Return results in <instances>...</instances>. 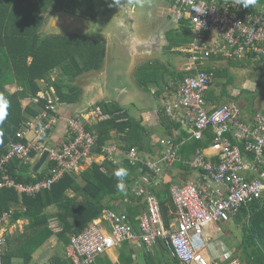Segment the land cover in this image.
I'll return each mask as SVG.
<instances>
[{
  "label": "trees",
  "instance_id": "16d2710c",
  "mask_svg": "<svg viewBox=\"0 0 264 264\" xmlns=\"http://www.w3.org/2000/svg\"><path fill=\"white\" fill-rule=\"evenodd\" d=\"M257 1L264 5V0ZM57 3V0H0V97H4L8 104L4 109L7 115L0 124V158L8 154L11 143L29 141L27 137L19 138L17 132L25 122L40 114L46 107L47 98H41L39 102H34L32 98L44 88V80H48L54 70H59V76L50 83L55 86L59 101L73 103L78 101L80 91L72 82L85 72L103 67L106 45L100 37L42 32L46 11L52 6L57 9ZM248 12H258V9L252 5L249 8L242 7L240 14L245 15ZM181 25L185 34L184 41L172 36L171 45L193 42L194 30L191 21L183 17ZM257 65L264 74V64ZM214 71L217 76L218 72L215 69ZM195 73L196 69H193L187 75ZM178 74L175 72V75ZM182 75L186 76L184 73ZM158 76L157 68L153 64H142L137 70L138 83L147 90L150 85L158 83ZM8 84L16 85V90L7 88ZM263 92L264 87L261 92L257 88L252 93V100ZM25 99L31 101L24 104ZM97 106L107 116L93 123H83L96 137L90 153L105 154L102 162L93 161L80 172H65L51 188H42L35 194L7 186L5 175L23 184H35L48 178L55 162L48 160L35 172L33 168L40 154L36 148L31 151L33 161L24 162L22 158L13 157L6 163L5 171L0 169V183H3L0 186V215L13 211L10 225L22 219L27 221L23 230L7 233L6 245L0 253V264H34L35 252L54 235L58 237L65 252L56 253L43 264H73L66 250L72 236L84 231L95 219L103 217L106 210L127 213L136 227L138 226L137 216L147 210V198L146 193L138 195L133 191V186L144 174L154 175V178L156 175L144 162H133L129 154L133 149L140 154L146 128L139 119L122 114V108L117 103L99 101ZM257 108L254 103L252 111ZM54 115L55 112L50 110L49 116ZM162 121L170 129H182L176 137L178 143L185 138L184 145L178 152L182 160L176 161L175 166L184 173V170L190 168L189 162L196 149L208 147L214 142L213 127L210 125L205 130L202 139H195L190 129H183L184 123L172 121L165 111ZM113 131L124 134L119 142L124 154L119 161L111 158L104 150L114 138ZM46 136L41 139L42 142ZM230 138L233 144L238 143L231 136ZM68 141L69 139L57 149H63ZM240 145L244 148L243 143ZM118 167L128 170L123 191L117 189L113 174ZM176 182H179L178 175H174L171 167L167 168L162 176V188L156 189L165 222L170 228L173 227L172 220L176 213L171 187ZM231 219L242 230V239L235 247L234 256L239 258L240 264H264V196L241 206ZM53 220L58 223V231L52 226ZM125 242L127 245L128 241ZM155 247L154 252L146 254L148 264H180V260L163 241ZM130 262L131 259L125 261V264Z\"/></svg>",
  "mask_w": 264,
  "mask_h": 264
},
{
  "label": "built area",
  "instance_id": "2783aa9c",
  "mask_svg": "<svg viewBox=\"0 0 264 264\" xmlns=\"http://www.w3.org/2000/svg\"><path fill=\"white\" fill-rule=\"evenodd\" d=\"M171 1L177 9V17L184 16L193 25L194 40L188 50L199 52L203 57L226 54L238 58L249 51L257 57H264V11L241 15L242 7L230 0L222 4L207 0ZM197 5L202 13L192 10ZM214 33L216 35L212 38ZM195 68L196 73L187 75L172 100L166 103L165 111L174 120L187 125L195 139H202L211 125L215 133L214 143L220 148L219 160L208 157L203 148L196 149L191 166L198 176L194 181L177 182L171 187L176 205L172 228L165 222L160 200L153 189L155 181L152 179L155 178L147 176L148 189L141 185L137 190L138 195L146 193L147 198V210L137 216L138 226L127 213L106 210L103 217L95 219L84 231L72 236L66 250L73 264H93L97 257L124 241H141L150 251L163 241L180 264H208L202 252L207 245L204 238L206 227L229 221L241 206L264 196V111L256 114L254 123L239 120L242 108L235 101H228L209 111L205 92L216 73L214 69ZM57 97L54 91L39 92L32 98L34 102L47 98L48 103L40 114L23 124L17 136L27 137L31 130L36 132V136L33 141L11 143L8 154L0 158V169L5 171L6 163L13 157L22 158L24 162L33 161L32 148H36L40 155L47 148L41 139L53 122L54 116L50 117L49 111L57 110ZM262 107L264 109V100ZM180 109H185L187 116H180L177 113ZM69 123L71 135L63 149L48 148V160L55 162L48 178L35 184H23L5 175V184L21 192L35 194L42 188H51L65 172L78 170L81 162L91 156L90 150L96 137L78 117H72ZM232 125L235 139L245 144L244 151L228 136ZM184 142L185 138L179 143L173 138L160 140L162 162L166 167L181 160L178 152ZM104 150L112 154L117 145L109 144ZM129 157L133 162L143 161L135 149ZM146 164L160 173L158 164L152 161ZM12 214L13 211H7L0 215V253L6 245V224L10 223ZM216 258L221 260L220 264H240L231 252L224 251Z\"/></svg>",
  "mask_w": 264,
  "mask_h": 264
},
{
  "label": "crops",
  "instance_id": "0c3cea01",
  "mask_svg": "<svg viewBox=\"0 0 264 264\" xmlns=\"http://www.w3.org/2000/svg\"><path fill=\"white\" fill-rule=\"evenodd\" d=\"M57 1V9L52 6L46 11V22L41 28L42 32L44 34L77 33L85 36H98L106 45V57L101 69L85 72L72 82L75 88L80 91L78 101L73 103L60 102L57 97V110L55 111L53 122L48 128V134L43 141L47 147L46 149H57L69 139L71 135L69 122L72 117H78L82 122H96L107 116L102 113V109L97 106V103L99 101L113 102L122 108V114L139 119L146 128V133L141 141L139 155L145 164L152 161L161 168L159 174L154 171L156 177L152 180L155 181L153 187L155 192L156 189L162 188V176L165 170L170 167L174 175H178L182 183L194 181L198 176V172L191 166L194 154L189 162L190 168L186 169V171L184 170V173H181V170L176 168V162L169 167H166L162 162L161 150L163 146L160 144V140L162 138H173L177 143L176 137L182 131V129L175 127L170 129L169 125H165L162 121L166 103L172 100L177 88L187 76V72L196 69V66L198 68H203L201 66L214 68L218 72L217 76L222 75L219 67L233 69L235 68L234 64L239 65L242 69L253 68L255 73H258L261 68L255 64H264V57H257L253 51L246 52L238 58L226 54H214L213 57H203L199 52L194 53L188 50L191 43L180 42L176 45H171L172 36H177L180 41H184L185 36L181 25L184 16L181 18L177 17V9L171 0H120V5L115 4L114 0ZM207 1L220 4L229 0ZM61 6H63L62 9H60ZM252 6L258 11H264V5L257 0ZM120 63L127 65V72L124 74L117 70L114 76L111 66L117 67ZM142 64L155 65L159 73L158 83L150 85L148 90L138 83L137 70ZM216 64L219 66L218 68L213 67ZM118 67L120 68V66ZM175 72L179 74L175 75ZM183 73L186 76H183ZM112 74L114 76L113 79ZM58 76L59 70H54L49 79L44 80V88L40 92H56L55 86L50 82ZM126 76L129 78L126 79ZM254 76L246 77L244 73L240 74L243 84L242 88L256 91L258 85L250 80ZM214 83L215 80L205 92L208 110H214L228 101H235L238 104L243 101L242 104H239L242 108L239 120L246 123H254L256 114L264 111L262 107L264 99L260 100L257 110L253 112L252 106L255 99L252 100V95L245 90L239 91L235 87L231 89V93H226L224 91L225 88H223L222 94L224 97L220 102L219 95L213 90ZM7 88L15 91L17 86L8 84ZM30 101L31 99H25L24 104H28ZM177 113L180 116H187L183 109H180ZM168 116L172 121H177L170 115ZM183 129L189 130L190 128L183 124ZM234 130L235 128L232 125V131L228 133V136L230 135L236 140L238 142L237 145L241 147L240 143L243 142L235 139ZM121 136L123 137L124 134L113 131L114 138L109 144H116L117 150L112 154L106 152L116 161H119L124 154L119 147V142L122 140ZM183 145L180 146L179 150ZM243 149H245V144ZM203 151L213 160H219L220 148L214 142L203 148ZM105 157V154L92 153L88 159L81 162L80 168L76 171L84 170L93 161L102 162ZM147 176L150 178L154 177V175L144 174L135 181L133 191L137 193L138 186L143 185L145 188L148 186V183H146ZM26 222V220L22 219L11 225L8 223L6 224L7 231L12 233L16 230H23ZM52 224L56 231L60 229L56 220H53ZM216 224L219 225L218 223L210 224L205 230L204 238L207 241V245L202 252L208 264H220L219 261L221 260L217 259L216 255L224 251L231 252L234 258L239 259L234 256L236 246L234 244L230 246L216 236V231H219L220 228L215 231L212 230V228H216ZM124 242L97 257L94 264H125V261L130 259L132 262L129 264H148L146 254L147 252H154L156 247H154L153 251H150L141 241H128L127 245ZM46 244L48 246H45ZM45 245L35 252V254H38L37 256L34 255V264H43L49 261L56 253L65 252V249L59 244L56 235L49 239Z\"/></svg>",
  "mask_w": 264,
  "mask_h": 264
},
{
  "label": "rangeland",
  "instance_id": "374dc122",
  "mask_svg": "<svg viewBox=\"0 0 264 264\" xmlns=\"http://www.w3.org/2000/svg\"><path fill=\"white\" fill-rule=\"evenodd\" d=\"M216 35V33L212 34V38ZM257 65V64H255ZM120 66V68L118 67ZM117 67L115 66H111V70L115 76V73L117 72V70H120L121 73L126 74L127 72V65L125 64H118ZM201 67H207V66H201ZM213 67L218 68L219 66L216 64L213 65ZM233 69L228 68L225 69L223 67H219L220 71L222 72V75L220 74L219 76L215 77V83L213 84V90L219 95V100L220 102L223 99V88H225V92H229L231 93V89H233V87H235L236 89H238L239 91H246L249 94L252 95V93H255L254 91L248 90V89H244L242 88L243 84H242V78L240 77V74L244 73L246 75V77H250V76H254V78H250V80L252 82H256V84L258 85L259 88V92H261L263 90L264 87V74H262L263 70L259 69L260 71L258 73H255L253 68H249L247 67V69H242L241 67H239V65L234 64ZM114 70V71H113ZM111 74V72H110ZM113 74H112V79H113ZM129 77L126 76V79H128ZM111 81V80H110ZM261 86V87H260ZM237 90V91H238ZM224 92V93H225ZM251 92V93H250ZM264 99V92L262 95L258 96L255 98V105L258 106L260 100ZM239 102V101H238ZM243 101H240L239 104H242ZM184 112L185 109H183ZM187 114V112H186ZM36 136V132L34 130H31L27 133V138L29 139V141H33L34 138ZM179 182H182L181 180H179ZM53 223V221H52ZM219 225L216 224V228H212L213 231H215L217 228H220L219 231H216V236L219 238V240L224 241L226 244H229L230 246L234 244V246H236L237 244H239V242L242 239V230L240 228V226L238 224H236L234 222V219H231L229 221L226 222H219ZM53 226V224H52ZM55 228V227H54ZM45 246H48L47 244ZM38 254V253H37ZM37 254H35V256H37Z\"/></svg>",
  "mask_w": 264,
  "mask_h": 264
},
{
  "label": "clouds",
  "instance_id": "9594fccd",
  "mask_svg": "<svg viewBox=\"0 0 264 264\" xmlns=\"http://www.w3.org/2000/svg\"><path fill=\"white\" fill-rule=\"evenodd\" d=\"M114 3L120 5V0H114ZM235 3L240 5L243 8H249L251 5L255 3V0H235ZM197 13H202L200 7L194 6L192 8ZM8 106L7 101L4 97H0V124L3 123L4 118L6 117L7 113L4 111ZM114 176L116 177V187L119 191L124 190V180L128 176V170L124 167H118L114 170Z\"/></svg>",
  "mask_w": 264,
  "mask_h": 264
},
{
  "label": "water",
  "instance_id": "95a60500",
  "mask_svg": "<svg viewBox=\"0 0 264 264\" xmlns=\"http://www.w3.org/2000/svg\"><path fill=\"white\" fill-rule=\"evenodd\" d=\"M50 154V150L49 149H45L43 151V153L41 154V156L39 157V159L37 160V162L34 165V171L38 172L43 165L47 162L48 156Z\"/></svg>",
  "mask_w": 264,
  "mask_h": 264
}]
</instances>
